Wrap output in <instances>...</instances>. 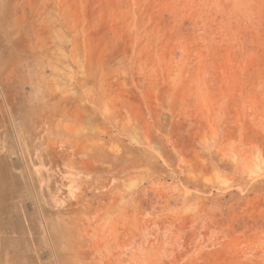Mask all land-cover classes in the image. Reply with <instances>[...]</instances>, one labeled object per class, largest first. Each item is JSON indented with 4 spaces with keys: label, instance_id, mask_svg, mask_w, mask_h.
I'll return each mask as SVG.
<instances>
[{
    "label": "rangeland",
    "instance_id": "obj_1",
    "mask_svg": "<svg viewBox=\"0 0 264 264\" xmlns=\"http://www.w3.org/2000/svg\"><path fill=\"white\" fill-rule=\"evenodd\" d=\"M0 264H264V0H0Z\"/></svg>",
    "mask_w": 264,
    "mask_h": 264
}]
</instances>
